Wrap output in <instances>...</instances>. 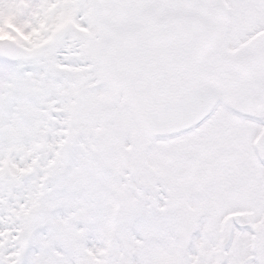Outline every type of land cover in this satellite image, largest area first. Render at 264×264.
<instances>
[{
  "label": "snow or ice",
  "instance_id": "6c2138e0",
  "mask_svg": "<svg viewBox=\"0 0 264 264\" xmlns=\"http://www.w3.org/2000/svg\"><path fill=\"white\" fill-rule=\"evenodd\" d=\"M0 264H264V0H0Z\"/></svg>",
  "mask_w": 264,
  "mask_h": 264
}]
</instances>
